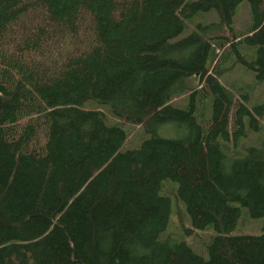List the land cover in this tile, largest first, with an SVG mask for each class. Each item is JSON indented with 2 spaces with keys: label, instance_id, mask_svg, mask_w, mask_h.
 Wrapping results in <instances>:
<instances>
[{
  "label": "trees",
  "instance_id": "obj_1",
  "mask_svg": "<svg viewBox=\"0 0 264 264\" xmlns=\"http://www.w3.org/2000/svg\"><path fill=\"white\" fill-rule=\"evenodd\" d=\"M243 1L251 23L235 34ZM210 11L217 21L181 36ZM240 44L255 58L235 63L264 80V0H0V264H264V231L230 233L235 204L264 217V142L231 159L221 144L264 115V102L250 109L220 82ZM88 100L153 135L119 151L125 130ZM167 123L184 135L158 136ZM165 180L190 218L185 233L213 228L206 258L163 234Z\"/></svg>",
  "mask_w": 264,
  "mask_h": 264
},
{
  "label": "rangeland",
  "instance_id": "obj_2",
  "mask_svg": "<svg viewBox=\"0 0 264 264\" xmlns=\"http://www.w3.org/2000/svg\"><path fill=\"white\" fill-rule=\"evenodd\" d=\"M217 20L218 17L215 11L200 13L193 18L191 23H188L189 29L185 30L181 36L186 35L191 29H195V23L198 21L206 23ZM250 23L251 19L249 5L248 2L243 1L237 6L233 16L234 33L240 34L245 32L249 28ZM255 51V47H247L241 44L238 45L236 49L231 52L229 58L223 63L224 67H232L224 71L220 78V82L230 88L232 91L236 93L242 92L248 95L249 100L246 102V105L250 109L254 105L258 106L264 102V80H256L253 71L247 69L240 62H235L238 60L239 56L245 58L246 60L254 59ZM220 52L218 54H220ZM197 82L198 78L196 76L189 78L190 86H195ZM211 101L212 98L209 96L203 103V113L206 119L210 117ZM172 102L177 107L185 108L189 103V99L178 97L172 99ZM82 107L84 109L102 110L106 116V122L108 124H117L125 130L126 139L119 148V151L121 152L137 148L144 139L153 135L152 132H145V129L142 125L128 123L112 116L109 112L108 104L100 103L97 100H88L82 105ZM198 121L201 122V118L199 116ZM184 133L185 130L177 127L175 123H167L157 127L156 129V134L164 138H177L179 136H183ZM262 142H264V115L260 122L259 130H248L247 135L241 137L237 141L236 145H234L232 142L225 141H221V144L225 156L228 159H231L244 155L245 150L248 147L260 146ZM175 187H177L175 182L165 180L161 188V194L170 197L173 209L170 215V223L163 234H171L174 237L184 240L195 253L206 258V245L209 243L215 232L212 227L208 226L204 229H192V231H190L188 234L185 233L184 228H192L191 221L188 214L186 213L184 204L181 201H178V204H175L176 197L175 193L172 191V188L174 189ZM235 205L240 208V216L236 226L230 232L231 234L258 235L264 231V217L251 218L245 207H241L238 204ZM179 219H181V222H179Z\"/></svg>",
  "mask_w": 264,
  "mask_h": 264
}]
</instances>
